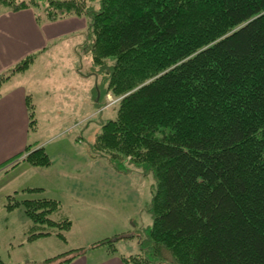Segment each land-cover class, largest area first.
<instances>
[{"label": "trees", "instance_id": "trees-1", "mask_svg": "<svg viewBox=\"0 0 264 264\" xmlns=\"http://www.w3.org/2000/svg\"><path fill=\"white\" fill-rule=\"evenodd\" d=\"M48 6L47 22L88 19L94 66L114 60L106 95L117 100L115 116L101 126L93 150L114 161L129 158L155 182L153 222L142 236L127 238L139 237L133 249L120 251V237L92 249L106 244L123 264H264V0H48ZM33 60L0 77V91ZM26 109L32 128L29 96ZM25 152L30 166H50L43 147ZM18 206L33 228H70L68 220L49 218L57 201L8 196L5 210ZM83 255L74 249L44 264Z\"/></svg>", "mask_w": 264, "mask_h": 264}, {"label": "rangeland", "instance_id": "rangeland-1", "mask_svg": "<svg viewBox=\"0 0 264 264\" xmlns=\"http://www.w3.org/2000/svg\"><path fill=\"white\" fill-rule=\"evenodd\" d=\"M19 2L31 7L39 24L64 20H45L52 8L48 6V0H14L12 4H0V13L15 12L10 10ZM77 19L85 25L74 33L49 41L44 49L34 53L35 59L25 71L10 76L1 88L4 90L14 83H26L30 87L36 120L30 128V140L37 139L44 144L52 166L49 170L34 168L25 162L26 155H23L0 169L2 173L6 171L0 174V264H44L46 259L74 249L85 250L89 257L103 258L108 253L106 244L92 249L95 244L120 237L117 243L120 251L133 249L139 237L127 238L142 236L153 222L148 211L155 190L152 176L131 168L133 165L127 163L129 158L126 162L114 161L108 155L97 154L93 150L101 126L115 116L117 100L106 95L114 60L108 59L102 67L93 65L88 19ZM9 70L1 73L0 77L7 75ZM72 154L81 155L74 156V160L88 161L80 173L70 172L73 178H79L78 181L63 176L64 171L74 166L69 161L73 159ZM28 167L51 175L49 179L38 181L50 186L46 189L47 195L12 193L18 182L24 184L30 178L29 172L23 170L30 169ZM80 179L82 182L79 183ZM96 182L103 183L104 195L100 192L98 196L96 193L85 196L86 187L91 192L99 191L94 186ZM72 191L75 192L70 196ZM8 194L16 202L50 196L57 201L58 207L49 214V218L54 222L68 220L70 228L63 231L56 227L33 228L34 224L25 216L23 206L9 212L2 208ZM46 230L51 234L29 241L32 234ZM57 233L65 239L58 237Z\"/></svg>", "mask_w": 264, "mask_h": 264}, {"label": "crops", "instance_id": "crops-1", "mask_svg": "<svg viewBox=\"0 0 264 264\" xmlns=\"http://www.w3.org/2000/svg\"><path fill=\"white\" fill-rule=\"evenodd\" d=\"M82 25L85 24L77 18L64 19L52 24H39L35 21L34 12L31 9L19 10L5 14L0 13V74L9 70L10 67L12 68L15 64L22 61L26 57L30 55L34 56V53L44 49L49 41L57 39L69 32L74 33V31L79 30ZM29 88L30 87L26 83H14L7 86L4 90L1 89L0 91V169L4 168V166L6 167V165L11 161L23 157L26 153L25 151L27 146H30L31 150L37 147H43L45 149L43 146L44 144H40L37 139L30 140L26 97L29 96L31 103L33 102L29 92L31 90H29ZM85 98L87 99V94H85ZM34 112L33 120L36 122ZM65 156L69 158L68 155L65 154ZM74 156L81 157V155L72 154L71 157L73 159L70 158L69 161H72L74 166H71L70 170L68 169L64 171L63 176H68V179L71 181H78L79 178H73L71 173H80L82 167H85L86 164H88V161L86 159H84V161H82L83 159H79V162V160H74ZM51 166L52 164L44 169L49 170L51 169ZM28 168L30 169L24 168L23 170L29 172L30 178L24 184L18 182L16 189L13 190L12 193L23 192V194L28 193L29 195L34 193L47 195L46 189H49L50 186L40 184L38 181L46 179L51 175L43 171H37L32 167ZM39 172L43 173L41 174ZM3 173L0 172V174ZM55 177H57V175ZM80 182H82L81 179L79 180V183ZM102 184L103 183L98 182L94 183V186L99 189V191L95 190V192L89 191L86 187L84 189L85 196H92V194L94 195L95 193L96 196H98L100 192H103L104 195ZM74 192L75 191H72L69 195H73ZM80 195H82V192H80ZM7 196H9V194ZM45 199L52 200L50 196H45ZM2 208L5 210L4 204ZM70 264L123 263L118 257L107 253V255L103 258H94L89 257V255H83L76 258Z\"/></svg>", "mask_w": 264, "mask_h": 264}]
</instances>
